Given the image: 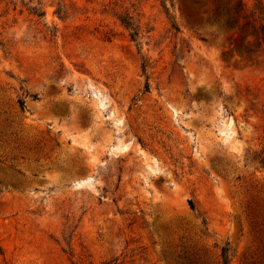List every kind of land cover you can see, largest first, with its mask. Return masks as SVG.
I'll list each match as a JSON object with an SVG mask.
<instances>
[{
  "label": "rangeland",
  "instance_id": "obj_1",
  "mask_svg": "<svg viewBox=\"0 0 264 264\" xmlns=\"http://www.w3.org/2000/svg\"><path fill=\"white\" fill-rule=\"evenodd\" d=\"M0 264H264V0H0Z\"/></svg>",
  "mask_w": 264,
  "mask_h": 264
},
{
  "label": "trees",
  "instance_id": "obj_2",
  "mask_svg": "<svg viewBox=\"0 0 264 264\" xmlns=\"http://www.w3.org/2000/svg\"><path fill=\"white\" fill-rule=\"evenodd\" d=\"M33 12H34V14L35 15H38V16H41L40 14H39V11L37 10V9H33ZM127 26L130 28L131 27V25L130 24H127ZM137 36V33H134L133 35H132V38H134V37H136ZM22 104V103H21ZM190 205H191V208H195V205L191 202L190 203Z\"/></svg>",
  "mask_w": 264,
  "mask_h": 264
}]
</instances>
